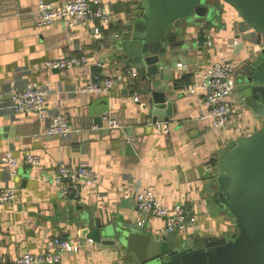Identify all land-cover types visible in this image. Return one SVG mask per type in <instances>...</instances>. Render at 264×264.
Returning a JSON list of instances; mask_svg holds the SVG:
<instances>
[{
    "label": "crops",
    "instance_id": "1",
    "mask_svg": "<svg viewBox=\"0 0 264 264\" xmlns=\"http://www.w3.org/2000/svg\"><path fill=\"white\" fill-rule=\"evenodd\" d=\"M212 1L220 9L218 22L193 25L187 36L195 47L186 56L168 53V65L149 78L124 64L118 47L123 24L141 0H103L111 23L102 26L93 19L75 28L62 22L39 26L38 0H7L0 14V154L12 148L19 164L9 178L0 161V187H14L16 194L12 203L0 204V264H11L24 252L46 251L57 235L82 241L77 251L63 252L58 264H135L126 250L96 242L83 232L97 220H120L154 234L166 233L163 217L136 207V192L143 186L164 205L182 202L196 215V223L179 233L182 238L232 233L235 219L218 199L219 160L229 140L254 133L264 117L254 114L236 89L229 97L232 123L221 129L211 126L201 89L204 73L224 56L235 61L239 72L248 59L245 46L251 47L246 42L242 46L236 27L241 18L235 9L223 0ZM83 53L100 60L104 73L117 77L109 92L81 91L91 69L86 65L44 66L51 58ZM28 80L48 86L47 104L67 116L71 135L42 134L45 122L12 111V92ZM152 90L163 92L171 103L163 115L167 121H152ZM96 117L103 127L95 123ZM110 119L120 126L109 127ZM127 127L133 128L132 139L123 130ZM124 139L128 146L121 143ZM28 152L40 156L39 166L25 162ZM61 163H85L101 174V182L80 184L78 197H63L51 180Z\"/></svg>",
    "mask_w": 264,
    "mask_h": 264
},
{
    "label": "water",
    "instance_id": "2",
    "mask_svg": "<svg viewBox=\"0 0 264 264\" xmlns=\"http://www.w3.org/2000/svg\"><path fill=\"white\" fill-rule=\"evenodd\" d=\"M240 16L238 34L251 47L236 89L254 114L264 117V0H223ZM7 0H0V14ZM219 6L212 0H141L123 24L118 47L122 61L149 78L168 65L167 54L186 56L195 44L187 34L193 25L217 23ZM171 56V57H172ZM153 122H164L171 103L151 91ZM164 105V106H162ZM165 107V108H164ZM166 109V111H165ZM99 127L103 122L94 118ZM132 139V127L123 129ZM129 139V140H131ZM121 143H128L126 139ZM218 199L235 219L230 235L188 236L176 231L154 234L145 226L112 220L83 232L88 238L126 250L135 264H264V124L254 133L233 138L219 160Z\"/></svg>",
    "mask_w": 264,
    "mask_h": 264
},
{
    "label": "built area",
    "instance_id": "3",
    "mask_svg": "<svg viewBox=\"0 0 264 264\" xmlns=\"http://www.w3.org/2000/svg\"><path fill=\"white\" fill-rule=\"evenodd\" d=\"M37 11L36 24L39 26L62 22L67 28H75L93 19L98 20L102 26L112 21V16L105 8L103 0H66L61 3L38 0ZM95 31L99 32V28L96 27ZM81 65L91 68L81 91L106 93L116 85L117 77L104 73L101 69L103 63L93 59L87 53L51 58L46 60L44 66L46 69H70ZM136 73L133 71L131 74L136 75ZM238 73L235 61L224 56L210 65L203 75L201 84L203 101L208 108L207 116L213 128H225L232 123L234 107L229 97L236 90ZM49 91L48 86L35 80H28L24 86L14 89L10 107L14 113L31 114L40 122H45L46 126L42 134L67 137L73 133L74 129L70 126L65 114L47 104ZM134 98L138 99L137 96ZM117 126H120L119 122L114 119L109 120V127ZM163 131L168 132V129L165 128ZM24 160L32 166L41 164L40 156L33 152L26 153ZM0 161L6 167L9 178L17 173L19 159L12 148L0 154ZM101 179V174L85 163L77 165L61 163L51 178L52 182L59 186L60 195L63 197H78L80 184L95 186L101 182ZM15 197L14 187H0V204L12 203ZM136 207L144 213L163 217L166 232L186 231L197 221L196 215L189 211L187 205L176 202L172 206H166L149 186L138 188ZM81 246V240L75 241L57 235L52 238L51 245L46 251L24 252L11 264H58L63 252L71 249L77 251Z\"/></svg>",
    "mask_w": 264,
    "mask_h": 264
}]
</instances>
